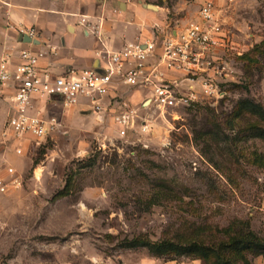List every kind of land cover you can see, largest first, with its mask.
Masks as SVG:
<instances>
[{
    "label": "rangeland",
    "instance_id": "obj_1",
    "mask_svg": "<svg viewBox=\"0 0 264 264\" xmlns=\"http://www.w3.org/2000/svg\"><path fill=\"white\" fill-rule=\"evenodd\" d=\"M40 1L62 8L63 0ZM167 2L171 25L197 20L200 2ZM213 2L220 24L213 88L197 81L192 101L166 114L146 108L148 100L133 102L150 120L148 133L122 136L109 115L52 106L60 128L20 155L3 142L9 105L0 103V178L21 181L0 190V264H206L121 246L134 238L197 241L237 264H264L262 253L227 247L248 229L264 239V120L243 107L246 100L264 107V0ZM15 3L36 0H0Z\"/></svg>",
    "mask_w": 264,
    "mask_h": 264
},
{
    "label": "built area",
    "instance_id": "obj_2",
    "mask_svg": "<svg viewBox=\"0 0 264 264\" xmlns=\"http://www.w3.org/2000/svg\"><path fill=\"white\" fill-rule=\"evenodd\" d=\"M199 16L179 32L172 25L155 23L151 39L129 41L112 49L103 43L101 22L93 23L89 15L82 14L80 23L86 34L102 44L97 51L99 64L86 68L67 65L60 72L41 64L46 53L35 48L40 44L35 26H11L18 37L26 35L32 41L24 42L27 47L8 49L0 59V96L5 87L13 90L2 130L3 142L10 143L20 155L31 145H40L60 128L58 117L49 112L52 106L81 107L98 117L109 115L122 136L135 130L150 132V120L141 116L139 108L129 100L117 99L116 91L121 85L149 90L146 108H157L161 114L188 105L197 90V81L206 92L211 91L213 84L207 80L214 62L211 54L220 38L213 0H205ZM7 171L15 175L13 167ZM20 184L18 176L11 180L0 178L3 192Z\"/></svg>",
    "mask_w": 264,
    "mask_h": 264
},
{
    "label": "crops",
    "instance_id": "obj_3",
    "mask_svg": "<svg viewBox=\"0 0 264 264\" xmlns=\"http://www.w3.org/2000/svg\"><path fill=\"white\" fill-rule=\"evenodd\" d=\"M196 1L200 2V8L205 2ZM41 2L36 0V4L23 6L24 8L17 7L20 6L19 3H15V7L0 4V59L8 49L29 46L19 40L11 28L15 25H33L38 29L40 44L35 48L46 53L41 59V64L56 72H60L67 65L86 68L99 64L97 51L102 48V44L96 37L86 34L85 27L80 23L82 14L89 15L93 23L101 22L103 43L112 49H119L129 41L151 39L152 26L155 23L171 25L167 19L170 9L167 0H63L58 5L61 9L45 7L40 5ZM183 6L180 3L175 5L176 9ZM49 18L54 20H45ZM199 19L198 14L197 20ZM173 27L179 32L185 25ZM79 38L84 40L83 44L87 42L86 46L77 44ZM122 87L126 89H121ZM12 93L11 87H5L0 96V103H8ZM116 93L131 103L137 102L138 99L144 103L151 96L147 89L126 85L119 86ZM167 264L201 263L171 261Z\"/></svg>",
    "mask_w": 264,
    "mask_h": 264
},
{
    "label": "trees",
    "instance_id": "obj_4",
    "mask_svg": "<svg viewBox=\"0 0 264 264\" xmlns=\"http://www.w3.org/2000/svg\"><path fill=\"white\" fill-rule=\"evenodd\" d=\"M247 112L264 120V107L251 100H246L243 105ZM261 136H264L262 133ZM91 160V159H88ZM88 164V163H86ZM121 246L124 248H147L154 256H163L166 254L179 255H195L196 259H202L206 264H237L231 260L224 258L221 253L215 248V245L204 244L193 241L191 243H180L169 240L152 241L147 239L134 238L123 240ZM227 247L236 249L254 251L264 254V239L252 229H248L244 234L235 236L229 241ZM244 264H252L250 261H245Z\"/></svg>",
    "mask_w": 264,
    "mask_h": 264
},
{
    "label": "water",
    "instance_id": "obj_5",
    "mask_svg": "<svg viewBox=\"0 0 264 264\" xmlns=\"http://www.w3.org/2000/svg\"><path fill=\"white\" fill-rule=\"evenodd\" d=\"M19 40L22 41V42H27V43H29V42L32 41L31 38L28 37V36H26V35H24V36H20V37H19ZM33 42H34V43H37L38 41H37V40H33Z\"/></svg>",
    "mask_w": 264,
    "mask_h": 264
}]
</instances>
